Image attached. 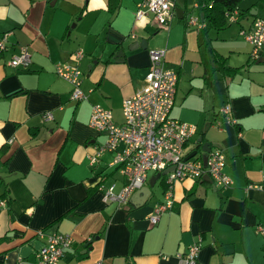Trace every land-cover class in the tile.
Listing matches in <instances>:
<instances>
[{
	"label": "crops",
	"instance_id": "crops-1",
	"mask_svg": "<svg viewBox=\"0 0 264 264\" xmlns=\"http://www.w3.org/2000/svg\"><path fill=\"white\" fill-rule=\"evenodd\" d=\"M141 1L0 0V36L8 33L0 56V196L6 188L10 198L0 208V264H38L46 242L39 231L72 235L58 264H179L199 239L197 264H264V49L251 60L241 33L264 14V0H242L238 21L209 30L213 53L234 73L217 70L213 53L201 49V0H172L168 26L150 13L137 21ZM23 46L31 52L29 68L10 66ZM154 48L167 49L166 64L179 75L172 116L198 128L185 155L203 156L205 143L222 148L232 184L222 189L206 176L176 183L173 208L153 225L165 175L147 198L135 191L126 204L105 203L99 186L119 190L126 177L109 165L113 152L91 165L106 136L89 120L98 104L122 124L123 101L144 86ZM58 63L80 68L83 101L71 99V84L55 73ZM227 103L234 123L220 113ZM48 111L51 121L43 118Z\"/></svg>",
	"mask_w": 264,
	"mask_h": 264
},
{
	"label": "built area",
	"instance_id": "built-area-1",
	"mask_svg": "<svg viewBox=\"0 0 264 264\" xmlns=\"http://www.w3.org/2000/svg\"><path fill=\"white\" fill-rule=\"evenodd\" d=\"M200 1V0H199ZM202 1V0H201ZM198 6V4H197ZM160 26H168L175 16L172 0H142L137 5L135 19L140 21L147 14ZM240 10L227 12L231 21H238ZM191 24H197V18L190 19ZM245 40L251 44V60H259L264 49V14L256 16L249 29L241 31ZM8 33L0 36V56L7 50ZM166 48H154L149 51V71L145 77V84L133 96L123 101V122L116 124L112 112L101 105L92 108L89 126L97 133H103L106 140L96 147L95 153L89 159L91 165H96L103 153L113 152L114 157L109 162L117 166L120 173L126 177L124 185L117 190L116 184L101 185L105 203H116L118 206L129 202L132 194L141 189L148 181L150 173L168 171L164 201L157 205L149 217L151 224H157L163 213L173 208L175 204L174 187L178 182L186 179H201L209 176L215 186L226 189L232 180L225 173L226 154L222 148H211L207 153L206 163L203 156L195 154L187 158L184 153L190 139L197 134V125L181 121L172 116V110L179 81L178 72L166 64ZM84 56L83 50L72 55L76 61ZM32 62L28 46H23L20 52L9 61L13 67L28 69ZM55 73L72 86L71 99L80 102L86 98L81 88L82 72L78 66L70 63H58ZM220 113L229 122H235L232 117V106L225 104ZM46 121L54 119L52 112H45ZM13 139H9L11 143ZM264 188L263 186H260ZM7 205L5 199H0V208ZM263 232V227L258 228ZM41 237L46 238L44 245L37 251L38 264H58L71 249L74 239L71 234L54 232L45 234L39 231ZM202 240L194 242L185 255H179V264H197ZM95 264H103L97 261Z\"/></svg>",
	"mask_w": 264,
	"mask_h": 264
},
{
	"label": "trees",
	"instance_id": "trees-1",
	"mask_svg": "<svg viewBox=\"0 0 264 264\" xmlns=\"http://www.w3.org/2000/svg\"><path fill=\"white\" fill-rule=\"evenodd\" d=\"M112 0H110L111 2ZM242 0H202L201 8L205 12V27L202 29L203 41L201 43V49L205 51H209L213 53V49L211 47V40L208 36L209 30L211 28L221 31L228 25V17H226L227 12H233L234 10H239V5ZM111 5V10L113 11V6ZM216 62H219L216 66V69L223 72H236L237 68H226L225 58L222 57L219 53H213ZM0 199H5L7 203L10 202V198H8L7 190L5 188L3 194L0 196Z\"/></svg>",
	"mask_w": 264,
	"mask_h": 264
},
{
	"label": "water",
	"instance_id": "water-1",
	"mask_svg": "<svg viewBox=\"0 0 264 264\" xmlns=\"http://www.w3.org/2000/svg\"><path fill=\"white\" fill-rule=\"evenodd\" d=\"M198 141L201 143L202 142V138L200 137L198 139ZM210 144L209 143H205L202 147V150L204 152V155H203V160L204 162L206 163L207 161V153L210 151ZM197 153V151H194L193 153H191L189 156H187V158H190L192 156H194L195 154ZM167 170L166 171H163L162 173H157L155 175V177H153L149 184L147 185H144L141 189L137 190L136 194H139L141 197L143 198H147L151 192V187L154 185V182L155 180L160 177L161 175H166L167 174ZM208 180H210L212 182V179L209 177V176H206Z\"/></svg>",
	"mask_w": 264,
	"mask_h": 264
}]
</instances>
